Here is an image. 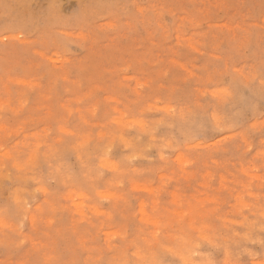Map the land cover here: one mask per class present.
I'll return each mask as SVG.
<instances>
[{
  "label": "rangeland",
  "instance_id": "374dc122",
  "mask_svg": "<svg viewBox=\"0 0 264 264\" xmlns=\"http://www.w3.org/2000/svg\"><path fill=\"white\" fill-rule=\"evenodd\" d=\"M0 264H264V0H0Z\"/></svg>",
  "mask_w": 264,
  "mask_h": 264
},
{
  "label": "bare ground",
  "instance_id": "6f19581e",
  "mask_svg": "<svg viewBox=\"0 0 264 264\" xmlns=\"http://www.w3.org/2000/svg\"><path fill=\"white\" fill-rule=\"evenodd\" d=\"M219 91V90H218ZM182 160V159H181ZM181 215V214H180ZM232 221V220H231ZM248 249V248H247ZM183 257V256H182ZM183 259H184V257H183Z\"/></svg>",
  "mask_w": 264,
  "mask_h": 264
}]
</instances>
